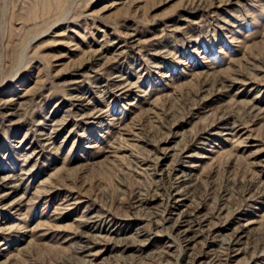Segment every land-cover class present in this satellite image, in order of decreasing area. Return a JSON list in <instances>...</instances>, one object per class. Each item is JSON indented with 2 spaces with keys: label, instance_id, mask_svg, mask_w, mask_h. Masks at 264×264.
Listing matches in <instances>:
<instances>
[{
  "label": "rangeland",
  "instance_id": "obj_1",
  "mask_svg": "<svg viewBox=\"0 0 264 264\" xmlns=\"http://www.w3.org/2000/svg\"><path fill=\"white\" fill-rule=\"evenodd\" d=\"M0 264H264V0H0Z\"/></svg>",
  "mask_w": 264,
  "mask_h": 264
},
{
  "label": "bare ground",
  "instance_id": "obj_2",
  "mask_svg": "<svg viewBox=\"0 0 264 264\" xmlns=\"http://www.w3.org/2000/svg\"><path fill=\"white\" fill-rule=\"evenodd\" d=\"M170 171V170H169ZM172 171H173V169H172ZM172 173V172H171ZM169 174V173H168ZM171 177V176H170ZM193 220V219H192Z\"/></svg>",
  "mask_w": 264,
  "mask_h": 264
}]
</instances>
